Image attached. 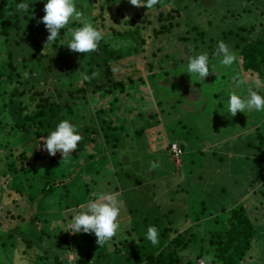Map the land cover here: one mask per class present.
I'll list each match as a JSON object with an SVG mask.
<instances>
[{"label":"rangeland","instance_id":"1","mask_svg":"<svg viewBox=\"0 0 264 264\" xmlns=\"http://www.w3.org/2000/svg\"><path fill=\"white\" fill-rule=\"evenodd\" d=\"M24 2L30 5L29 10L32 12L17 11L16 5ZM46 2L47 0H6L2 8L7 10V7L11 6L18 13L23 29L26 26L24 19L27 16L33 18V21L29 22L31 30L24 29L22 41L28 40L26 45L28 47L33 41L31 35L34 34V42L41 43V45L32 50L37 55L47 53L49 55L42 57L40 64L33 63L25 67L19 78L21 85L3 83L0 87V264H58L55 257L60 258L62 264H142L144 248L139 241L133 247L121 248V255L112 253L115 248L112 242L123 236V232L117 239L113 238L104 246L99 247L94 233L72 234L64 230L69 228L71 217L83 210L81 206L90 199H94L96 194L102 191L117 192L120 194V199L125 202L120 216V221L124 219L121 221L123 230L129 228L130 222L128 221H132L134 216L132 210L138 207L142 209V214L149 218H159L162 216V210L175 207L176 211L171 214V219L176 221V224L184 218V214L188 215V218H185V225L188 222L189 224L185 229L197 235L194 251L198 250V245H201L204 257L210 254L206 253L207 220L225 208L243 203L253 217L256 233L240 264H264V124H261L264 111L246 110L245 113L238 112L234 117L231 114L222 117L220 114L224 111L219 113L221 111L219 105L222 108H228V98L233 92L227 96L226 93L231 88H233L232 91L244 92V95H241L243 97L246 96L245 92L249 87L256 90L254 82H247L242 74H238L244 83L237 87L233 77L239 69L240 60L238 62V59L237 63L230 68L218 65L215 68L216 74L211 73L204 80L195 74L190 75L187 72L189 63L187 55L190 53H185L189 45L191 50L197 49L199 54L207 53L211 58H220L214 55V49L212 54L209 52V46L213 47L219 40L228 43V46L236 53L229 43H233L231 36L221 39L223 32L230 29L235 30L241 25H255V31H253L255 34L264 24V0H178V4L182 3L183 6L186 2L188 5L185 4L181 15L185 21L183 20L182 27L175 28L165 37L154 39L155 43L160 45L158 49H153L157 54L152 59L153 72L157 73L154 81L160 78L157 63L155 64L154 60L166 54L168 58H180L185 61L178 77L182 82L188 83L190 89L197 93L188 96L182 87L170 84L163 86L161 82L158 83L159 80L156 81V84L160 86L157 88H154L149 81L145 84H137V89L133 88L138 92L136 94H139L140 103L136 105L135 102L126 100L128 104L131 103L126 108H132L128 116L136 117L138 111L142 113L141 118L138 116L136 120L140 122L142 120L141 126L146 130L144 135L148 144L146 143V148L139 141L138 144L145 150V154H141V157L147 162L150 160L157 162L159 172L142 166L140 163L143 160L139 158L136 162H129L126 167H130L135 177H131V183L126 185L130 186L127 189L123 181L118 178V173L116 171L114 173V170H117L116 162L111 159V148L105 142L104 137L106 131L102 129H99V134L96 133L99 137V144L87 143L84 154L79 160L67 158L55 163L32 162L31 166L25 168V170H30L29 172L20 169L18 162L17 166L10 164L15 160V155L20 152L21 146H16L11 142V138L17 136L16 134L7 135L8 130L16 121L25 119L26 113L34 110V103L40 96L48 93L55 95L61 92V96L55 95L54 101L64 106L65 118L61 116V111L54 113L49 119L51 128H56L61 120L68 119L77 126V131L84 138L92 134L91 131H83L85 124L96 123L98 128L100 124L95 113V106L91 104L92 98L81 95L80 81H76L75 78L78 77L73 74L74 70H77L78 57L88 55V53H77L68 48L66 42L71 39V32L60 39L59 44L62 47L52 44L45 45L49 33L46 34L39 30L46 29L42 22V17L46 14L44 11ZM81 2L82 0H75L77 8L82 11L84 19L91 21L90 15L85 14L87 10L83 9L87 5L84 4L81 7ZM86 3L88 4V0ZM168 7L170 5L164 8ZM157 10V8L135 7V13H139L141 17L146 14L152 23L143 30L140 28V33L135 30L130 31L128 38L122 42L120 40L115 48L122 52L129 45L134 46L139 37L143 36L147 40L151 34V26L156 23L154 18ZM93 14L94 8H92L91 16ZM184 24L185 27H183ZM193 26L203 31V38H199ZM21 34V31H12L9 41L12 43L14 38L20 37ZM183 37L189 40L183 41ZM11 43L9 46L15 47ZM152 45L154 47L153 42L147 45L148 52L151 51ZM6 48L7 42L2 37L0 39V61L6 57ZM20 52L21 54L26 53L27 58L31 59L27 48L21 49ZM144 54L146 52L141 55L131 54L133 56L127 57L134 59L139 56L136 69L133 65H122L128 64L127 58H120L116 61L114 65L119 71L120 78H125L127 75L133 78L146 76L147 68L144 65V59L141 58ZM199 54L195 52L194 56ZM54 55H58V59ZM49 56L53 59L51 60ZM65 63L69 66L67 67ZM137 69L140 72H136ZM101 80L105 82L104 77ZM4 90L7 91L4 92ZM20 90L24 91L23 96L18 94ZM30 98L35 101L31 102ZM159 99L163 101L164 112L170 111L172 115L181 119L179 124L176 121L171 122V127L174 129L173 135L178 137L184 135V138L188 139L184 155L181 157L185 164L182 162L179 167L176 166L171 153L157 152L160 148L167 150L170 144V136L164 126L162 113L156 104ZM50 109L55 110V105ZM151 116L154 117L151 119ZM129 126L126 125V127ZM258 126L260 130L257 132L261 134L254 133ZM12 128L16 131L14 126ZM122 133L123 130L120 133L108 132L113 137H118ZM258 135L263 136V139L258 138ZM256 145L260 147V150H256ZM26 154L29 155L28 152ZM218 155L223 157L222 160L218 158ZM87 166H89L88 169H86ZM32 169L43 171L34 178ZM150 170H153L152 176H150ZM140 173L143 181L140 184L132 183L135 179H139L138 174ZM30 178L35 180L29 184ZM50 178L61 180L55 191L48 196L42 195L41 198L39 195L41 205H36L35 199L30 201L28 194L38 193L47 179L51 181ZM31 184L34 189L30 188ZM17 186L20 191L15 193L18 190ZM203 206L205 208L200 216L201 220L196 221L194 214L200 215ZM58 213L61 214L60 217L51 218V215ZM18 215L20 218L23 215L25 220L17 219ZM31 217H34V220H30ZM48 217L50 223L46 229L47 234L40 233L39 229L43 226L40 220ZM162 220L164 221L163 216ZM37 221L40 224H37ZM161 230L159 229V232ZM27 240L30 242V247L26 246ZM199 240L203 242L199 243ZM2 243L4 244L1 245ZM149 244L152 245L150 241ZM150 245L145 243L148 250L157 251L160 243L155 247ZM191 255L192 253L189 256ZM44 256L45 259L39 258ZM199 260L204 262V258Z\"/></svg>","mask_w":264,"mask_h":264},{"label":"trees","instance_id":"2","mask_svg":"<svg viewBox=\"0 0 264 264\" xmlns=\"http://www.w3.org/2000/svg\"><path fill=\"white\" fill-rule=\"evenodd\" d=\"M86 1L87 0H82L80 6L82 7L84 4L87 5V7L83 8L87 10L85 14L90 15L89 19H91L94 27H97L103 32L104 38L99 43L98 51L90 52L88 55L78 57L79 62L76 66L77 70H74L73 74L78 77L75 78L76 81H80L81 95L92 98L93 101L91 104L92 106H95V113L100 120V124L99 128L96 123L85 124L83 131H91L92 134L84 136V140L82 139L78 143L77 149L72 152L68 158L79 160L82 154H84L87 143H92L93 145L99 144V137L96 136V133L98 132L99 134L101 129L106 131V134L104 135L105 142H107V145H109L111 148L110 153L112 161L114 160L116 162L115 164L117 170H114V173L115 171L118 173V178L123 181V185H125V188L127 189L130 186L126 185L131 183V177L134 178L135 174L131 172L130 167H126V165H128L129 162L132 163V161H138V158L139 160H143L141 154L144 155L145 150L142 146H140V144H138L139 141L140 143L144 144L146 148L148 144L147 139L145 138L146 136L144 135L146 130H144V127L141 126L142 120L141 122L136 120V117L138 116L141 118L140 116L142 113L138 111V116H128V113L131 112L132 108H126V106L131 104H128L126 100L133 101L136 103V105L140 103L139 94H136L138 92H136V90L133 88L137 89V84H145L147 81L154 85V88H157L160 87L156 84V81L159 80L158 83L161 82L163 86L165 84H170L182 87L188 96L197 93L195 90L192 91L190 89V85L188 83L182 82L178 77V73L182 68L181 66L185 63V61L180 58H168L166 54L160 56L158 60H154V63H157L159 70L158 75L160 77L159 79L156 78V81H154L157 73L153 72L152 59H154L157 54L154 53L153 49H158L160 46L155 43L154 39H158L163 36L165 37L175 28L182 27L183 20L185 21L183 17L181 18L182 10L184 11L187 3H183L182 6V3L181 5L178 4V0H160V3L154 6V8L158 9L155 18L153 17L154 20H156V23L151 26V34H149L150 37L147 39L148 43L147 40H145L142 36L139 37L137 40L138 42L134 46L129 45L128 47L124 48L122 52H120V49L115 48L116 45L120 43V40L122 42L124 39L128 38L130 31L135 30L140 33V28L143 30L148 24H151L152 22L148 20L146 14L141 17V15L139 16V13H135L136 11L134 12V8L136 6L134 7L131 5L130 0H126V2L125 0L124 2L122 0H88V4ZM142 2H146V0H142ZM5 3L6 0H0V39L3 37L4 41L7 42V48L5 52L6 57L0 61V87L3 85V83L8 85L16 83L19 86L22 84L19 82V78L25 67L28 64H40L42 57L49 55V53L37 55L35 51L32 50L41 45V43L37 44L34 42V34L31 35L33 41L28 47L26 46L28 40L22 41L23 35L25 33L24 29L26 28L31 30L29 22L33 21V18L27 16L24 19L26 26L23 29L18 13L14 11L11 6H8L7 10L2 9ZM166 5H170V7L167 9L164 8ZM92 8H94L93 16H91ZM30 12H32V10H29L28 13ZM145 13H147V11ZM80 26H82L81 23L71 21L65 29H61L60 36L57 38L55 45L53 46L62 47L61 44H59L60 39L64 38L65 35L68 36L67 34H69L74 28ZM183 27H185V24ZM193 27L197 30L199 38H203V31L198 30L195 26ZM261 27L262 28L260 30L253 34V31H255V25H241L235 30L230 29L227 30V32H223L221 36V39L231 36L233 43H229L236 51L238 62L240 60L238 63L239 69L236 75L242 74L247 82H254L256 79H260L262 82H264V24ZM12 31H21L22 34L20 37H15L14 41L11 43V41H9V37ZM39 31L45 32L46 34L48 33V30L46 29ZM182 39L183 41L189 40L188 38L184 37ZM219 41L214 44V48L211 45L209 46L210 53L213 51V49H216ZM149 42L154 43V47L152 45L150 52H148L147 46ZM9 43L15 47L22 46L20 48H12L9 46ZM186 46L187 45L185 44V47ZM26 48L27 53L31 56L30 60L27 58L26 53L21 54L20 52L21 49ZM60 49L62 50V48ZM144 52H146V54H144L141 58L144 59V65L147 68L148 74H146L144 77L138 76L137 78H133L131 75H127L125 78H120L119 71L116 70L114 65L115 62L120 58L126 59L127 57L133 56L134 54L141 55ZM195 52L196 54H199L197 49L191 50L189 45L186 47L185 53H190L187 55V62H189L190 57L194 56ZM54 56L56 59L59 57L58 55ZM49 58L51 60L53 59L51 56H49ZM19 59H21L20 62ZM127 59L128 64L122 65H133V67L136 69L139 56L138 58ZM220 59L221 58L209 57V66H215V68H217L219 65L221 67ZM235 63H237V61ZM65 65L67 67L69 66L67 63H65ZM71 70H69V73H71ZM97 70H99V75L97 77L88 81L83 80L82 73H87L89 76H91V73ZM137 71L140 72L138 69L136 72ZM102 77L105 78V82H102ZM162 79L164 82L161 81ZM232 90L233 88H231L226 93V96L231 92L244 95V92ZM6 91L7 90H4V92ZM18 94L23 96L24 91L20 90L18 91ZM259 94L264 95V89H260ZM55 95L61 96V92H57ZM55 95L48 93L45 96H40L36 101L30 98L31 102L35 101L34 110L32 112L26 113L25 119L16 121L15 124L11 125L7 135L11 136L12 134H16L17 137L11 138V142L16 146H21V148L20 152L15 155V160H13L10 164L17 166L18 162V167L22 170H25L27 166L32 165V162L55 163L56 161L62 159V154L60 152H57L55 156H52L43 147V141L48 137L51 131L55 130V128H51L49 124L50 116L54 115V113L57 111H61V116L65 118L64 111L66 110L64 109V106L61 105V103H56L54 101ZM245 95H248V92H245ZM104 100L107 102V106H105L106 102ZM162 103L163 101L161 99L156 101L158 109L162 113L164 126L166 127V130L168 131L167 133L170 136L169 143H176L180 147L182 151L181 157H183L185 145L186 142H188V139L184 138V135H182V137L173 135L174 129L171 127L172 121H176V123L179 124L181 123V119H178L176 115H172L170 111L164 112L165 108L162 107ZM53 105H55V110L50 109ZM131 106L134 107V105ZM219 106L221 109L219 113L224 111L220 114L222 117H226L228 114L230 115L228 108L225 109L222 108L221 105ZM152 117L154 116H151L150 118L152 119ZM121 122H123V124ZM261 124H264V119ZM126 125L130 126L126 127ZM12 126L15 127L16 131L12 128ZM122 130L123 133L119 134L120 136L118 137H113L108 134V132L120 133ZM258 130H260L259 126L255 128L254 133L261 134L257 132ZM258 138L263 139V136L258 135ZM178 140L180 141L178 142ZM256 147V150H260V147L257 145ZM161 151H168L169 154L171 153L169 148H167V150L165 148L164 150L161 148L157 150V152ZM27 152L29 155L26 154ZM213 154L215 155L214 151ZM218 158L222 160L221 158L223 157L218 155ZM151 162H153V160L148 162L143 160V162L140 164L149 169ZM182 162L185 164L184 159L181 160V165ZM88 168L89 166L86 167V169ZM136 169H138V167H136ZM32 170L34 178H36L35 175L40 174V172L43 171L41 169ZM154 170L158 171L157 168ZM25 171L29 172L30 170ZM152 173L153 170H150V176H152ZM138 175L139 179H135L132 181V183L140 184L143 181V176L141 173ZM56 179L53 178L51 181L47 179L38 193H29L28 197L30 201L35 199L36 205H41V196H48L51 192L55 191V189L61 183L60 179ZM34 180L35 179L30 178L29 184ZM29 186L30 188L34 189L33 184ZM18 187L19 186H17L16 189L18 190H16L15 193L20 191ZM204 208L205 206H203L201 209L200 215L197 213L194 214V219L196 221L201 220L200 216L204 213ZM167 209L165 210L166 212L162 210L164 221L162 220V216L159 218H149V216L142 214V209L140 207L132 210L135 217L133 216L132 221L127 220L130 222L129 228L124 230L122 229V231L114 237V239H117V237L121 236V233L123 232V236L112 242L115 246L112 253L120 254L121 248L133 247V245L139 241L144 248V259L142 264H195L197 263V259L204 258V251L201 245H198V250L195 249L194 251L197 235L192 233L187 228L185 229V227H187L186 225L189 224L188 222L185 225V218L187 219L188 215L184 214V218H181L176 224V221L171 219V214L176 211V208L172 207ZM247 209L248 208L245 207L243 203H237L228 209L225 208L220 213H217L215 216H212L207 220L208 222L206 224H208V227H205V233L208 234L206 241V253H210L209 255L214 257V260L211 262V264H240L246 251L250 248L252 239L256 233L253 217L250 215V212H248L249 209ZM60 216V213L55 215L53 214L51 215V218ZM17 217L19 220H25L23 215L21 218L20 215ZM30 220H34V217H31ZM48 220L49 217L40 220V222L43 224V226L39 229L40 233L45 232L44 234H47L46 229L48 228V223H50ZM122 220L124 221V219H121V221ZM159 220L163 222L160 224ZM38 222L39 221H37V224H40ZM150 225H154L158 230L162 229L161 232H159L160 246L156 249L157 251L148 250L145 246V243L150 245L149 240L146 238L147 228ZM200 242L202 243L203 240H199V243ZM3 244L4 243L1 245ZM26 246L30 247L29 241L26 243ZM190 253H192L191 256H189ZM39 258L45 259V256ZM55 260L58 264H62L60 258L55 257Z\"/></svg>","mask_w":264,"mask_h":264},{"label":"clouds","instance_id":"3","mask_svg":"<svg viewBox=\"0 0 264 264\" xmlns=\"http://www.w3.org/2000/svg\"><path fill=\"white\" fill-rule=\"evenodd\" d=\"M160 3V0H130V4L136 7H146L153 9ZM30 5L27 2L16 5L17 11L27 12ZM45 15L42 22L45 24L49 35L45 45H55V41L60 36L61 29H65L71 21H78L82 26L74 28L71 31V39L66 42L68 48L77 53H90L98 51L100 41L104 34L97 27H94L90 20L83 18V13L77 8L75 0H47L44 6ZM40 22V21H38ZM215 56L220 57V64L224 67H231L238 59L236 53L223 40L218 42L215 49ZM209 55L201 53L189 58L187 72L197 75L204 80L211 73L216 74L215 66H209ZM99 75V70L92 72L91 76L82 73V78L88 81ZM234 82L239 87L244 83L239 75L233 77ZM254 88L247 89L248 95L241 96L233 92L228 98V111L231 116L238 112L264 111V95L259 94L260 89H264V82L260 79L254 81ZM83 139L77 131V126L70 120H61L55 130L51 131L48 137L43 141V147L47 152L55 156L57 152L62 154V160L67 159L72 152L77 149L78 143ZM169 148V146H168ZM175 162V161H174ZM159 164L155 161L150 163L151 169H156ZM82 211L76 212L70 220V225L65 231L72 234L94 233L96 243L99 247L110 242L118 233L122 231L120 221L121 211L125 207V202L120 199L117 192L102 191L96 194L94 199H90L85 205H82ZM159 230L150 225L147 228L146 238L155 247L159 244ZM201 259V258H199ZM197 259V262L199 261ZM214 260L212 255L204 257L203 264H211Z\"/></svg>","mask_w":264,"mask_h":264},{"label":"built area","instance_id":"4","mask_svg":"<svg viewBox=\"0 0 264 264\" xmlns=\"http://www.w3.org/2000/svg\"><path fill=\"white\" fill-rule=\"evenodd\" d=\"M169 150L173 155L176 166L179 167L181 165V155H182V151L180 147L176 143H172L169 145ZM198 262L203 264V262H200V260Z\"/></svg>","mask_w":264,"mask_h":264}]
</instances>
